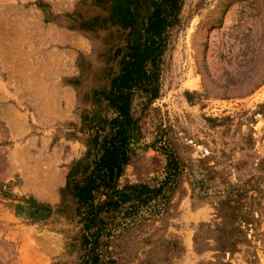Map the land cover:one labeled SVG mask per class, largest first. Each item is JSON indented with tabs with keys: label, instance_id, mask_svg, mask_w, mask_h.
Masks as SVG:
<instances>
[{
	"label": "rangeland",
	"instance_id": "374dc122",
	"mask_svg": "<svg viewBox=\"0 0 264 264\" xmlns=\"http://www.w3.org/2000/svg\"><path fill=\"white\" fill-rule=\"evenodd\" d=\"M156 0H0V264H78L73 183ZM159 94L134 96L118 188L181 174L162 214L109 238L115 264H264V0H184Z\"/></svg>",
	"mask_w": 264,
	"mask_h": 264
},
{
	"label": "trees",
	"instance_id": "16d2710c",
	"mask_svg": "<svg viewBox=\"0 0 264 264\" xmlns=\"http://www.w3.org/2000/svg\"><path fill=\"white\" fill-rule=\"evenodd\" d=\"M184 0H156L148 17L142 44L125 47L122 68L106 93L115 114L109 131L94 140L90 172L73 183L72 196L80 218L78 264H115L108 250L112 232L162 214L181 174L171 149L163 148L166 176L156 187L134 184L118 188L128 159L124 126L134 123V96L151 100L159 94V71L169 32L178 24Z\"/></svg>",
	"mask_w": 264,
	"mask_h": 264
}]
</instances>
